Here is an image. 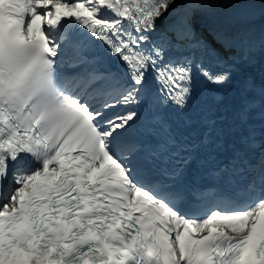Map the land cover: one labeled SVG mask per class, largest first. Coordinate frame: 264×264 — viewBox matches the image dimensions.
Here are the masks:
<instances>
[{
    "label": "snow or ice",
    "instance_id": "1",
    "mask_svg": "<svg viewBox=\"0 0 264 264\" xmlns=\"http://www.w3.org/2000/svg\"><path fill=\"white\" fill-rule=\"evenodd\" d=\"M249 2L0 0V264H264V134L197 187L236 124L185 139L160 114L231 78L195 14ZM145 120L156 144L128 134Z\"/></svg>",
    "mask_w": 264,
    "mask_h": 264
},
{
    "label": "bare ground",
    "instance_id": "2",
    "mask_svg": "<svg viewBox=\"0 0 264 264\" xmlns=\"http://www.w3.org/2000/svg\"><path fill=\"white\" fill-rule=\"evenodd\" d=\"M194 22L201 23L202 21L200 20V18L197 17V18L194 19Z\"/></svg>",
    "mask_w": 264,
    "mask_h": 264
}]
</instances>
